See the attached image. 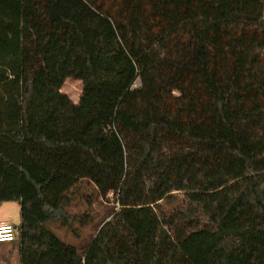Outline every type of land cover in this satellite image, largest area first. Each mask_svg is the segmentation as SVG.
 Listing matches in <instances>:
<instances>
[{
    "label": "trees",
    "instance_id": "16d2710c",
    "mask_svg": "<svg viewBox=\"0 0 264 264\" xmlns=\"http://www.w3.org/2000/svg\"><path fill=\"white\" fill-rule=\"evenodd\" d=\"M3 202L21 264H264V0H0Z\"/></svg>",
    "mask_w": 264,
    "mask_h": 264
},
{
    "label": "rangeland",
    "instance_id": "374dc122",
    "mask_svg": "<svg viewBox=\"0 0 264 264\" xmlns=\"http://www.w3.org/2000/svg\"><path fill=\"white\" fill-rule=\"evenodd\" d=\"M62 91L75 103H78L83 92V82L80 79L68 77L63 84ZM182 195V193H178L179 198H182ZM17 205L15 202L3 204L0 208V220L6 219L14 225H19L21 216L20 208ZM118 210L119 205L112 191L102 195L97 191L93 182H84L77 192L76 201L71 205L70 211L76 214H88L87 218L89 219L75 221L77 232L59 227L56 223L51 226L65 242L85 250L101 226L110 220ZM18 247L16 241L0 243V264H21Z\"/></svg>",
    "mask_w": 264,
    "mask_h": 264
},
{
    "label": "built area",
    "instance_id": "2783aa9c",
    "mask_svg": "<svg viewBox=\"0 0 264 264\" xmlns=\"http://www.w3.org/2000/svg\"><path fill=\"white\" fill-rule=\"evenodd\" d=\"M17 235L16 225L9 221H0V243L13 242Z\"/></svg>",
    "mask_w": 264,
    "mask_h": 264
},
{
    "label": "crops",
    "instance_id": "0c3cea01",
    "mask_svg": "<svg viewBox=\"0 0 264 264\" xmlns=\"http://www.w3.org/2000/svg\"><path fill=\"white\" fill-rule=\"evenodd\" d=\"M5 203H11V202H3V203H1L2 205H0V208L3 206V204H5ZM15 203H17L18 205L17 206H19V208H20V203L19 202H15ZM0 221H8V220H6V219H1Z\"/></svg>",
    "mask_w": 264,
    "mask_h": 264
}]
</instances>
